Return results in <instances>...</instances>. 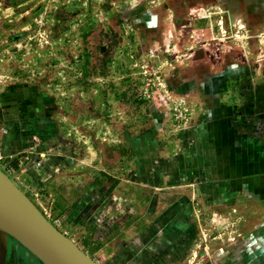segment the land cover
Masks as SVG:
<instances>
[{"label":"rangeland","instance_id":"374dc122","mask_svg":"<svg viewBox=\"0 0 264 264\" xmlns=\"http://www.w3.org/2000/svg\"><path fill=\"white\" fill-rule=\"evenodd\" d=\"M263 84L264 0H0V168L97 264H264Z\"/></svg>","mask_w":264,"mask_h":264},{"label":"water","instance_id":"95a60500","mask_svg":"<svg viewBox=\"0 0 264 264\" xmlns=\"http://www.w3.org/2000/svg\"><path fill=\"white\" fill-rule=\"evenodd\" d=\"M10 238L42 264H97L54 227L0 168V264H6Z\"/></svg>","mask_w":264,"mask_h":264},{"label":"trees","instance_id":"16d2710c","mask_svg":"<svg viewBox=\"0 0 264 264\" xmlns=\"http://www.w3.org/2000/svg\"><path fill=\"white\" fill-rule=\"evenodd\" d=\"M255 89L256 91L254 93V97L251 99L253 104L255 105L253 113L254 114L260 113L259 115H262L264 113V84L261 86H256Z\"/></svg>","mask_w":264,"mask_h":264},{"label":"crops","instance_id":"0c3cea01","mask_svg":"<svg viewBox=\"0 0 264 264\" xmlns=\"http://www.w3.org/2000/svg\"><path fill=\"white\" fill-rule=\"evenodd\" d=\"M215 256L217 257V256H220L221 257V255L220 254H215ZM241 256H247V251L246 250H244V254H242V255H240V257ZM224 257V256H223ZM232 258L230 259V263L229 264H236L237 263V261H240V260H238V254H235L234 256H231ZM219 260H220V258H218V262H219Z\"/></svg>","mask_w":264,"mask_h":264},{"label":"flooded vegetation","instance_id":"af4514ba","mask_svg":"<svg viewBox=\"0 0 264 264\" xmlns=\"http://www.w3.org/2000/svg\"><path fill=\"white\" fill-rule=\"evenodd\" d=\"M10 244H12L14 250H15L16 253H17V249H18L19 245L17 246L16 243H15L12 239H9V245H10ZM6 261H7V260H6ZM29 262H30V263L33 262V259H32L31 257H29Z\"/></svg>","mask_w":264,"mask_h":264},{"label":"built area","instance_id":"2783aa9c","mask_svg":"<svg viewBox=\"0 0 264 264\" xmlns=\"http://www.w3.org/2000/svg\"><path fill=\"white\" fill-rule=\"evenodd\" d=\"M1 131H0V148H1ZM0 159H1V153H0Z\"/></svg>","mask_w":264,"mask_h":264}]
</instances>
